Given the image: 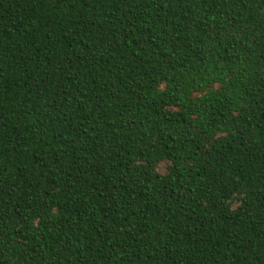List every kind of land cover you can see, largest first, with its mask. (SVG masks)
I'll return each mask as SVG.
<instances>
[{
	"label": "trees",
	"instance_id": "trees-1",
	"mask_svg": "<svg viewBox=\"0 0 264 264\" xmlns=\"http://www.w3.org/2000/svg\"><path fill=\"white\" fill-rule=\"evenodd\" d=\"M0 264H264V0H0Z\"/></svg>",
	"mask_w": 264,
	"mask_h": 264
}]
</instances>
